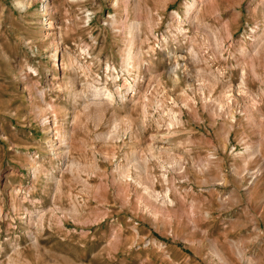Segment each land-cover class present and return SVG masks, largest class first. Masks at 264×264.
<instances>
[{
  "label": "rangeland",
  "instance_id": "rangeland-1",
  "mask_svg": "<svg viewBox=\"0 0 264 264\" xmlns=\"http://www.w3.org/2000/svg\"><path fill=\"white\" fill-rule=\"evenodd\" d=\"M189 1L0 0V264H264V0Z\"/></svg>",
  "mask_w": 264,
  "mask_h": 264
},
{
  "label": "bare ground",
  "instance_id": "bare-ground-1",
  "mask_svg": "<svg viewBox=\"0 0 264 264\" xmlns=\"http://www.w3.org/2000/svg\"><path fill=\"white\" fill-rule=\"evenodd\" d=\"M47 1V0H46ZM49 2V1H48ZM48 2H46L45 3V5H44V9H45V11H48L49 10V3ZM117 3H119L118 1L116 2V4ZM187 4V5H186ZM185 5H186V13H187V15H189V19L190 20H193V18H194V15H196V13H197V11L199 10L198 9V0H191V1H189L188 3H186ZM126 11V10H125ZM127 14H128V12H127ZM186 17H188V16H186ZM116 19V18H115ZM114 19V20H115ZM182 21V20H181ZM50 23H48V24H50L51 26H52V23H51V21H49ZM113 23V22H112ZM113 24H115V22L113 23ZM178 24H179V22H178ZM139 27V24L138 23H132L131 25H130V34H132L133 35V32H135L134 30L136 29V28H138ZM197 29V28H196ZM180 33H183L182 32V30H180ZM168 41V40H167ZM185 43V42H184ZM226 43V42H225ZM55 44V43H54ZM217 43H215V45H216ZM256 46H258V48H260V49H262V50H264V35H260L257 39H256ZM53 45V44H52ZM194 45V44H193ZM218 45L220 46V49L221 48H223L224 47V45H223V42L222 43H219L218 42ZM217 45V46H218ZM223 45V46H222ZM59 46V45H58ZM167 46V45H166ZM151 47H153V46H151ZM150 47V48H151ZM52 48H54V55H56L57 56V54L59 53V48L56 46H54V47H52ZM163 48H166V47H163ZM162 48V49H163ZM224 49V48H223ZM151 50V49H150ZM217 50V49H216ZM153 51V50H152ZM155 51V50H154ZM218 51V50H217ZM221 51V50H220ZM241 53H247V51H246V49L245 48H243V49H241ZM260 51V50H259ZM154 53V52H153ZM221 53V52H220ZM224 53V52H223ZM190 54L195 58V60L198 62V61H200V57H199V55H198V52L193 48V47H191V49H190ZM55 57V56H54ZM180 57V56H179ZM137 62V65H138V67L140 68L142 65H144V59L141 57V53H140V51H138L137 53L136 52H134V51H132L131 50V48L128 50V52H127V54H125V56H124V58H123V66L125 67V71L126 72H128L129 73V71L131 70L132 71V69H133V64H135ZM195 63V62H194ZM62 64V63H61ZM61 64H59V66L61 65ZM146 65V64H145ZM131 66H132V69H131ZM175 66H176V68H177V66H178V63H176L175 64ZM192 67V66H191ZM200 67V66H199ZM108 69V68H107ZM136 69V68H135ZM134 69V70H135ZM138 69V68H137ZM140 70V69H139ZM184 70V69H183ZM185 70H186V68H185ZM177 71V70H176ZM175 71V73H177ZM131 73V72H130ZM139 74H140V72H138ZM184 73H186V72H184ZM186 75V74H185ZM176 76H178L177 74H175V76H174V80L175 81H178V78L176 77ZM173 77V76H172ZM128 80V79H127ZM72 82V81H71ZM243 83H244V80L242 81ZM89 84V83H88ZM125 86H130V88H132V89H134L133 88V86L131 85V83L129 82V81H127V83L125 84ZM96 87V86H95ZM243 87H244V85H243ZM75 88V87H74ZM237 88V87H236ZM242 88V87H241ZM232 89V88H231ZM234 89V88H233ZM135 90V89H134ZM232 91V90H231ZM136 92V91H135ZM77 93V92H76ZM233 93V92H232ZM78 94V93H77ZM235 95V94H234ZM112 98H113V94H112V92L111 91H109V90H107V89H105V88H98L97 90H95L94 91V93H93V96L90 98V102H89V104L88 105H95L96 107L97 106H104V105H108L109 104V102H112L111 100H112ZM110 99V100H109ZM221 102V101H220ZM216 107V106H215ZM99 109H100V107H98ZM216 109V108H215ZM220 110V109H219ZM177 121V120H176ZM157 146V145H156ZM152 148V147H151ZM256 178V177H255ZM150 190V189H149ZM151 193V192H150ZM32 220V219H31ZM215 250V249H214ZM218 250H216V252H217ZM240 252H243V251H240ZM218 254V253H217ZM220 254V253H219ZM238 255V254H237ZM221 257H223V256H221ZM241 259V258H240ZM223 260V259H222ZM225 261V260H224Z\"/></svg>",
  "mask_w": 264,
  "mask_h": 264
}]
</instances>
